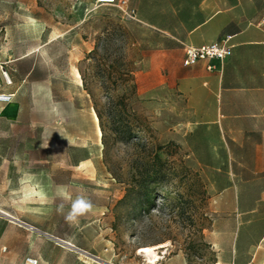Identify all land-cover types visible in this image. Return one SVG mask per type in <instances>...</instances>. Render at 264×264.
Masks as SVG:
<instances>
[{"label": "rangeland", "instance_id": "obj_1", "mask_svg": "<svg viewBox=\"0 0 264 264\" xmlns=\"http://www.w3.org/2000/svg\"><path fill=\"white\" fill-rule=\"evenodd\" d=\"M256 13L264 0H0L15 102L0 103V264H148L141 248L162 246L157 264H264V95L221 98L218 65H183ZM260 57L238 54L230 81ZM77 198L91 207L70 221Z\"/></svg>", "mask_w": 264, "mask_h": 264}, {"label": "crops", "instance_id": "obj_2", "mask_svg": "<svg viewBox=\"0 0 264 264\" xmlns=\"http://www.w3.org/2000/svg\"><path fill=\"white\" fill-rule=\"evenodd\" d=\"M219 18H222V15L220 17L216 15L213 17L210 16L209 18H205L193 29V31L197 29H207L208 27H212L218 22ZM223 31L230 32L225 34L223 38L230 37V43L233 45L232 55L224 63H221L217 60H204L199 61L195 65L204 63V65L201 66L206 67L208 71H215L218 65L219 69L216 70V73H214L211 77V84L213 87L218 88L221 98L226 96V93L231 94L230 92H238L240 94L244 93L252 96L264 95V70L262 73L261 69H259V74H257L255 77L246 79L245 82L237 81L236 83H233L230 81V77L227 75L228 71L233 68V61L236 60L238 54L247 53L250 51L258 53H262L263 51L264 53V14L256 13L252 15L251 19L235 22L234 25H231V22H229L226 25L218 27V34H221ZM235 38L239 40L237 44L234 43ZM250 44H252V46ZM255 62L256 65L261 67L262 63L264 62V58H256ZM222 111L223 109H219L218 114L220 116H256V114H229Z\"/></svg>", "mask_w": 264, "mask_h": 264}, {"label": "built area", "instance_id": "obj_3", "mask_svg": "<svg viewBox=\"0 0 264 264\" xmlns=\"http://www.w3.org/2000/svg\"><path fill=\"white\" fill-rule=\"evenodd\" d=\"M119 0H97V3L102 6L115 5ZM233 45L230 43V37H226L215 42L194 46L188 45L185 48V56L183 64L186 67L194 66L199 61L217 60L224 63L231 55ZM13 101V95L0 93V103L8 104ZM24 264H39L34 257H27Z\"/></svg>", "mask_w": 264, "mask_h": 264}, {"label": "bare ground", "instance_id": "obj_4", "mask_svg": "<svg viewBox=\"0 0 264 264\" xmlns=\"http://www.w3.org/2000/svg\"><path fill=\"white\" fill-rule=\"evenodd\" d=\"M74 78L76 80V85L78 87H82V85H84L83 84L84 82L82 81V77L80 75V72L77 69L74 70ZM8 106L9 107L15 106V102L12 101V102L8 103ZM62 111L64 112V110H62ZM92 112H93V117H94V120H95V123H96V126H97L98 136H99L100 139H102L103 133H102V130H101V127H100L99 117L97 116L94 108H92ZM88 162H90V161L89 160L88 161H82V163H81L82 167L85 166L86 163H88ZM162 247L165 250H163V252H160V253L157 252L158 248H156V247H144V248H141V253H144L147 256L146 263H148V264H157L159 262V260L161 259V257H163L162 255L166 254V251H167V248H165L164 246H162Z\"/></svg>", "mask_w": 264, "mask_h": 264}, {"label": "clouds", "instance_id": "obj_5", "mask_svg": "<svg viewBox=\"0 0 264 264\" xmlns=\"http://www.w3.org/2000/svg\"><path fill=\"white\" fill-rule=\"evenodd\" d=\"M91 207V205L83 198H77L72 203L71 211L69 212L67 219L72 221L75 220L77 214H81L88 210Z\"/></svg>", "mask_w": 264, "mask_h": 264}, {"label": "trees", "instance_id": "obj_6", "mask_svg": "<svg viewBox=\"0 0 264 264\" xmlns=\"http://www.w3.org/2000/svg\"><path fill=\"white\" fill-rule=\"evenodd\" d=\"M96 50H94V51H92L91 53H93V52H95ZM156 158L157 159H159V156L158 155H156ZM139 194H140V196H142L144 199L143 200H145V201H148L149 200V193L145 190V188L144 189H142L140 192H139ZM199 233V237L200 238H204V235H203V230L201 229V230H199L198 231Z\"/></svg>", "mask_w": 264, "mask_h": 264}]
</instances>
